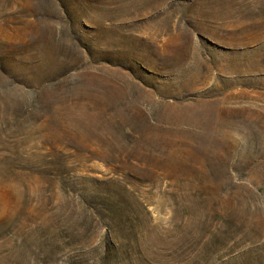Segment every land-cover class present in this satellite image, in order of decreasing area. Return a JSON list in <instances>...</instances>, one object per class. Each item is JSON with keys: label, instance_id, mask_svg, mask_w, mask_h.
Returning <instances> with one entry per match:
<instances>
[{"label": "rangeland", "instance_id": "1", "mask_svg": "<svg viewBox=\"0 0 264 264\" xmlns=\"http://www.w3.org/2000/svg\"><path fill=\"white\" fill-rule=\"evenodd\" d=\"M0 264H264V0H0Z\"/></svg>", "mask_w": 264, "mask_h": 264}]
</instances>
